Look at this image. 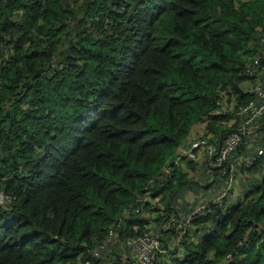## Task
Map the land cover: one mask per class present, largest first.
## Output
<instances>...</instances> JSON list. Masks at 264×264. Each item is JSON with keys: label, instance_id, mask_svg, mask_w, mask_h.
<instances>
[{"label": "trees", "instance_id": "16d2710c", "mask_svg": "<svg viewBox=\"0 0 264 264\" xmlns=\"http://www.w3.org/2000/svg\"><path fill=\"white\" fill-rule=\"evenodd\" d=\"M263 38L264 0H0V264H134L124 241L150 227L155 264H264V159L177 246L157 223L211 187L191 164L151 187L202 124L213 143L237 129L213 113L264 87ZM261 134L264 115L235 154Z\"/></svg>", "mask_w": 264, "mask_h": 264}, {"label": "built area", "instance_id": "2783aa9c", "mask_svg": "<svg viewBox=\"0 0 264 264\" xmlns=\"http://www.w3.org/2000/svg\"><path fill=\"white\" fill-rule=\"evenodd\" d=\"M264 40V38L262 39ZM258 64L257 59H253L245 63V75L248 77L255 76V65ZM247 93H252L254 97L243 105L235 103L227 104L223 101L219 102V107L214 111V115L224 113L233 114L236 119L229 122L231 127L233 123L239 120L237 129L230 130L228 134L219 139L217 143L210 141V136L203 137L206 133V124L199 127V137L190 141L179 149V152L172 159L167 161L154 182H151V187L154 185L167 184L172 175L177 171L185 169L187 164L193 166V170L189 171V176L194 177L195 181L202 184L206 180L207 186L211 187L207 195H202L195 205L189 209L185 218H180L176 215H165L160 222L159 230L164 233H172L174 235L173 245H179L193 221L198 217H203L211 212L212 207L229 209L235 205L236 201L242 195L241 186V170L250 169L259 159H264V147L254 148L251 151L235 154V151L240 146L242 140L252 135L256 128L257 120L264 115V87L257 80L255 84L250 86ZM250 148V146H248ZM208 173H214L212 176ZM256 177L257 174L254 173ZM162 195H155L154 190H147L141 198V203L153 205L161 201ZM205 196L203 200L202 197ZM4 197L0 194V204ZM151 206L149 209H153ZM139 211V210H138ZM148 215H143L144 218ZM155 228H148L141 235L126 239L125 245L129 248L127 260L134 264H155L157 263L162 250V243L154 235ZM109 236H113L110 232ZM100 253V249L91 250L88 255L92 259ZM86 261L85 264H89Z\"/></svg>", "mask_w": 264, "mask_h": 264}, {"label": "rangeland", "instance_id": "374dc122", "mask_svg": "<svg viewBox=\"0 0 264 264\" xmlns=\"http://www.w3.org/2000/svg\"><path fill=\"white\" fill-rule=\"evenodd\" d=\"M261 136L264 138V135H263V134H261ZM204 183H206V180L204 181ZM207 193H208V191H207V192H204V195L206 196ZM183 195H184V194H183ZM178 196H179V195H178ZM178 196H177V197H178ZM172 206H173V208L176 207V205H174V204H173ZM178 206H179V205H178ZM182 206H183V205H182ZM182 206H180V207L177 209V211L182 212V211H183ZM153 216H156V214H153ZM156 229H158L157 231H159V223H157V225H156ZM160 241H161V239H160ZM163 241H164V238L162 239L161 242H163ZM167 244L172 246V242H171V240H170L169 238L167 239ZM128 252H129V251H128ZM114 253L117 254L118 251L116 250Z\"/></svg>", "mask_w": 264, "mask_h": 264}, {"label": "water", "instance_id": "95a60500", "mask_svg": "<svg viewBox=\"0 0 264 264\" xmlns=\"http://www.w3.org/2000/svg\"><path fill=\"white\" fill-rule=\"evenodd\" d=\"M237 92L241 93V91L239 90V88L235 87L234 88Z\"/></svg>", "mask_w": 264, "mask_h": 264}, {"label": "crops", "instance_id": "0c3cea01", "mask_svg": "<svg viewBox=\"0 0 264 264\" xmlns=\"http://www.w3.org/2000/svg\"><path fill=\"white\" fill-rule=\"evenodd\" d=\"M235 90V89H234ZM240 90V89H239ZM241 91V90H240ZM242 92V91H241Z\"/></svg>", "mask_w": 264, "mask_h": 264}]
</instances>
